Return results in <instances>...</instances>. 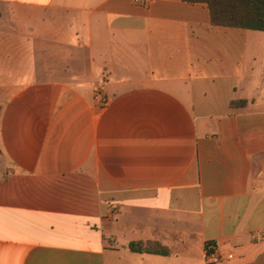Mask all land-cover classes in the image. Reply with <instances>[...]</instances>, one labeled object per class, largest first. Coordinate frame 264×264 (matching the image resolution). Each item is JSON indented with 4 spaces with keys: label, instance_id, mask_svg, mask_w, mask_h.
Wrapping results in <instances>:
<instances>
[{
    "label": "crops",
    "instance_id": "crops-1",
    "mask_svg": "<svg viewBox=\"0 0 264 264\" xmlns=\"http://www.w3.org/2000/svg\"><path fill=\"white\" fill-rule=\"evenodd\" d=\"M0 12V264H264V32L179 0Z\"/></svg>",
    "mask_w": 264,
    "mask_h": 264
},
{
    "label": "trees",
    "instance_id": "trees-1",
    "mask_svg": "<svg viewBox=\"0 0 264 264\" xmlns=\"http://www.w3.org/2000/svg\"><path fill=\"white\" fill-rule=\"evenodd\" d=\"M189 4H207L211 23L216 28H234L264 32V0H179ZM1 17V12H0ZM248 101L231 103V107L245 108ZM134 253L168 256L166 248L153 243H131Z\"/></svg>",
    "mask_w": 264,
    "mask_h": 264
},
{
    "label": "built area",
    "instance_id": "built-area-1",
    "mask_svg": "<svg viewBox=\"0 0 264 264\" xmlns=\"http://www.w3.org/2000/svg\"><path fill=\"white\" fill-rule=\"evenodd\" d=\"M152 0H147V3L150 4ZM94 99L101 108H104L108 105V99L103 96L102 90L100 87L94 89ZM223 255L219 251V248L214 243H207L205 247V263L206 264H219L223 260Z\"/></svg>",
    "mask_w": 264,
    "mask_h": 264
},
{
    "label": "rangeland",
    "instance_id": "rangeland-1",
    "mask_svg": "<svg viewBox=\"0 0 264 264\" xmlns=\"http://www.w3.org/2000/svg\"><path fill=\"white\" fill-rule=\"evenodd\" d=\"M263 166H264V161H263Z\"/></svg>",
    "mask_w": 264,
    "mask_h": 264
}]
</instances>
